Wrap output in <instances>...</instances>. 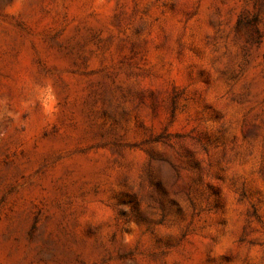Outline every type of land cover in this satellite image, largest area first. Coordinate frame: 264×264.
I'll use <instances>...</instances> for the list:
<instances>
[{
  "label": "rangeland",
  "instance_id": "374dc122",
  "mask_svg": "<svg viewBox=\"0 0 264 264\" xmlns=\"http://www.w3.org/2000/svg\"><path fill=\"white\" fill-rule=\"evenodd\" d=\"M0 264H264V0H0Z\"/></svg>",
  "mask_w": 264,
  "mask_h": 264
}]
</instances>
